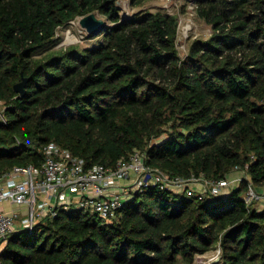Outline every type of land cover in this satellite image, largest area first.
<instances>
[{"label":"trees","instance_id":"trees-1","mask_svg":"<svg viewBox=\"0 0 264 264\" xmlns=\"http://www.w3.org/2000/svg\"><path fill=\"white\" fill-rule=\"evenodd\" d=\"M195 1L211 32L180 52L174 15H125L120 0H0V173L40 167L53 142L85 167L138 149L169 176L244 169L264 185V0ZM92 12L106 26L80 27L91 46L54 48L60 28ZM245 185L202 198L147 186L108 222L58 208L10 233L0 264H191L216 246V264H264V207L246 204Z\"/></svg>","mask_w":264,"mask_h":264},{"label":"built area","instance_id":"built-area-1","mask_svg":"<svg viewBox=\"0 0 264 264\" xmlns=\"http://www.w3.org/2000/svg\"><path fill=\"white\" fill-rule=\"evenodd\" d=\"M1 104L0 101V108ZM42 151L40 167H13L0 173V251L10 233L19 229L31 230L44 217L54 216L58 208H80L103 222L111 221L134 192L151 185L202 198L205 195L220 196L246 180L243 193L246 204L264 201V185L255 186L247 176L232 173V176L219 179H207L202 174L188 178L169 176L147 164L145 152L138 149L118 160L114 167L103 164L85 167L82 158L71 155L53 142L46 144ZM195 184L200 185L198 190L192 187ZM2 205L16 208L5 210Z\"/></svg>","mask_w":264,"mask_h":264},{"label":"rangeland","instance_id":"rangeland-1","mask_svg":"<svg viewBox=\"0 0 264 264\" xmlns=\"http://www.w3.org/2000/svg\"><path fill=\"white\" fill-rule=\"evenodd\" d=\"M120 6L125 15L131 14L137 10L160 11L168 15H174L177 18V46L180 52L185 51L187 43L190 40L194 38H205L211 32L210 25L206 24L204 20L197 15V4L195 0H144L140 5L134 7H131L127 0H120ZM97 15L101 17L99 14ZM78 19L79 17L71 21L67 27H62L57 31L60 41L54 46L55 49L74 44L91 46L94 43L95 39L85 37V33L78 24ZM159 139L160 138L155 141ZM233 174L234 176L242 175L250 178V176L242 170L233 171L232 175ZM192 187L198 190L197 187L199 188L200 185L195 184ZM228 193L229 190H226L222 195ZM254 206L257 208L264 207V201H256ZM2 207H4L5 210H14L16 208L14 205H2ZM217 249L219 248L216 246L203 254L196 255L191 264H216L218 257ZM177 264L187 263L179 260Z\"/></svg>","mask_w":264,"mask_h":264},{"label":"water","instance_id":"water-1","mask_svg":"<svg viewBox=\"0 0 264 264\" xmlns=\"http://www.w3.org/2000/svg\"><path fill=\"white\" fill-rule=\"evenodd\" d=\"M118 4H120V2H118ZM78 24L87 34L95 35L104 29V27L106 26V20L99 17L96 13L92 12L85 16L79 17ZM24 84L25 79H22L20 82L14 84L13 86V90L20 96L25 92Z\"/></svg>","mask_w":264,"mask_h":264},{"label":"crops","instance_id":"crops-1","mask_svg":"<svg viewBox=\"0 0 264 264\" xmlns=\"http://www.w3.org/2000/svg\"><path fill=\"white\" fill-rule=\"evenodd\" d=\"M234 175V174H233ZM232 176V175H231Z\"/></svg>","mask_w":264,"mask_h":264}]
</instances>
